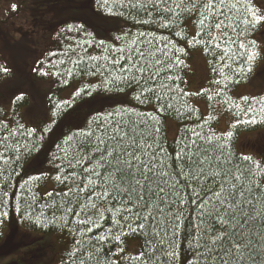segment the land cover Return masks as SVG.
<instances>
[{
    "label": "snow or ice",
    "instance_id": "snow-or-ice-1",
    "mask_svg": "<svg viewBox=\"0 0 264 264\" xmlns=\"http://www.w3.org/2000/svg\"><path fill=\"white\" fill-rule=\"evenodd\" d=\"M11 7L15 10L17 5ZM132 7L150 17L138 23L167 30L187 40L188 47L201 46L212 55L211 70L219 78L212 81L218 87L207 95L208 101L226 95L228 85L239 82L233 76L246 77L253 71L259 53L256 41L248 37L264 28V9L253 0H138ZM190 19L197 21L198 30L188 39L185 21ZM105 51L104 63L88 68L91 75L102 77L99 86L107 91L132 88L133 99L152 104L153 111L121 108L97 117L86 131L68 137L69 148H61L63 156L54 158L64 173L56 176L62 189L46 193L51 203L43 207L54 218L62 212L80 226L68 253L73 264H120L125 252L120 245L128 234L141 236L143 243L137 253L123 257L124 264H264V162L235 155L230 148L234 132L218 136L211 130V116L185 128L173 151L162 143L159 114L174 109L181 114L175 100L209 92L202 88L191 93L176 83L187 67L182 58L185 47L168 36L140 32L131 43ZM239 60L242 66L234 68ZM10 72L0 66V73ZM68 75H73L71 70ZM240 99L248 105L242 110L248 116L253 105L248 97ZM256 103L264 104V97ZM182 107L189 116L197 111L187 100ZM257 123L264 120L252 115L237 118L231 128ZM204 124H209L207 133ZM34 131L19 122L13 129L0 120V146L7 152L11 146L5 141ZM21 187L29 190L27 184ZM32 199L36 201L35 193Z\"/></svg>",
    "mask_w": 264,
    "mask_h": 264
},
{
    "label": "trees",
    "instance_id": "trees-1",
    "mask_svg": "<svg viewBox=\"0 0 264 264\" xmlns=\"http://www.w3.org/2000/svg\"><path fill=\"white\" fill-rule=\"evenodd\" d=\"M63 1L66 2L65 8L72 6L69 12H66L65 8L61 10V7H58L61 0H18L19 10L17 12H25L24 18L34 15L37 20L32 19L33 22L42 20L41 27L33 26V34L47 32V41L41 51L36 53L33 48L24 46L18 53L20 54L19 59L23 56L34 57L31 63L33 67L27 79L17 74L16 68L13 70L10 67L15 64L12 62L11 64L0 53V66H7L11 70L7 75L0 73V120L13 129L17 122L27 129H35L31 136L26 133L21 136L17 133L15 137L5 141L4 143L11 146L7 152L3 146H0V250L12 248L11 251L3 254L2 259L12 254L15 256L20 252L14 253L20 248L19 246L31 247L32 251L39 250L41 246L47 244L43 242L36 245L35 243L40 241V238L56 235L60 236V242L65 247L60 254L58 253L57 259L54 258L55 263L73 264L74 258H70L68 253L72 250L74 243V231L80 226L72 222V217L64 216L62 212H57L54 218L52 211L43 207L44 203H51V198L46 193H56L62 189L56 176L64 173L57 167L61 163L60 160L54 158L63 156L61 148H69V145L65 143L68 137L86 131L90 122L96 120L97 117H103L121 108H135L141 112L153 111L152 104H140L133 99L135 92L132 88H126L124 91H107L99 86L102 77L93 76L88 72L90 66L104 63L103 57L108 55L105 49L115 50L123 47L125 42L131 43V40L135 39L140 32H154L158 37L168 36L177 42L178 46L185 47L186 54L182 58L187 67L179 72L181 80L176 82L185 91L197 93L190 91V80L192 79L193 83L195 80L202 81L198 79V76L201 78L200 74L196 76L194 63L197 59L202 66L203 63L195 55H202L206 65L202 75L203 80L206 75L203 89H208L209 92L206 95H194L175 100V108L180 109L181 114H177L175 109L159 114L162 143L166 144L169 151L175 149L174 142L178 136H183L185 128L194 127L198 123L202 124L211 116L212 119L209 121L211 130L218 136L227 131L234 132L230 148L235 155L250 156L256 161L264 162V123L240 124L231 128L237 118L248 119L255 115L258 121L264 120V111H261L264 104L256 103L264 97V91L254 97L235 95L239 87L249 83L253 85L256 83L261 87L264 84V71L260 70L264 65L262 64L264 28H258L248 37L256 41V50L259 53L253 71L246 77L233 76V80L239 82L230 83L226 95L210 102L207 95L212 94V91L218 87L212 81L219 78L211 70L212 65L209 61L213 59L212 55H206L201 46L188 47L187 40L175 37L167 30L138 23L139 20L150 19L144 10L132 7L133 4L138 3V0H123V4L109 0L107 5L104 4V0ZM45 3L49 4L47 11L41 8ZM253 3L259 8L254 1ZM24 18L20 23L24 22ZM185 24V32L189 34L188 39H191L198 30L197 21L190 19L186 20ZM26 43L31 45V43ZM90 56H96L99 59L93 61L89 59ZM80 57H83L81 63L75 64L74 61ZM241 66L242 60L233 65L237 69ZM243 66L246 67V65ZM69 70L73 75H68ZM41 73H47V75ZM17 79L22 82L18 80L19 84L14 85ZM78 91L81 93L79 96L76 95ZM19 96L23 97L22 100L16 99ZM241 97H248L253 105L254 111L248 113V116L243 114L242 110L248 105L240 99ZM184 100H187L188 104L197 110L196 113L191 116L184 113L182 107ZM217 100L220 102L218 103ZM195 102L203 103L206 106V113L199 110ZM236 103L240 104V108L235 107ZM57 105L60 107L57 108ZM167 120L177 124V132L173 140H168L166 136L165 122ZM209 124L203 125L205 133L209 130ZM170 127L172 126L168 125V128ZM168 128V135L173 137L176 128L174 127L175 131L172 134ZM197 131H200V128H197ZM244 135L252 137V140L242 143L241 139ZM25 184L29 188L28 191H24L21 187ZM5 192L8 193L7 196L4 195ZM33 193L36 194L35 202L32 199ZM56 199L59 200L60 197L57 196ZM5 212L6 217L3 216ZM65 221H69L67 226L64 224ZM75 238L80 239L79 234H76ZM19 241L21 245L17 244ZM51 243H53L51 248H53L54 255L55 240ZM142 243L143 238L139 235L124 236L120 246L125 249V252L121 254L120 264H124V256L137 253ZM17 246L18 248L15 249ZM106 247H111V245ZM116 250L112 247L113 252ZM181 258H184L183 249H181Z\"/></svg>",
    "mask_w": 264,
    "mask_h": 264
},
{
    "label": "rangeland",
    "instance_id": "rangeland-1",
    "mask_svg": "<svg viewBox=\"0 0 264 264\" xmlns=\"http://www.w3.org/2000/svg\"><path fill=\"white\" fill-rule=\"evenodd\" d=\"M253 1L257 4V6L260 9H264V0H253ZM61 2L58 3V7L60 6L62 10L63 8L66 7L65 6L66 2L63 0H61ZM13 4L17 5L15 10H13L11 7ZM41 8L47 11L49 9V4L45 3ZM71 8H72L71 5L65 8L66 12H69ZM18 10H19L18 0H0V53L4 55L5 59H8L10 63L12 62L13 64H15V65H11L10 67H12L13 70H15L16 68L17 74L21 75L23 79L25 78L27 79L28 73L30 74V70L33 67L31 66V63L34 57L28 58V56L27 57L23 56L24 58L22 57L19 59L20 54L18 53L20 49H23L24 46H29L30 49L33 48L34 50H36V53L38 51H41L45 46V42L47 41V37H46L47 32H41L40 34H33V30H32L33 26L38 25V27H41L42 20L40 19L37 22H33L32 19L37 20L36 16L31 15L29 18L26 16L24 18L23 15L25 12L24 13L17 12ZM22 18H24V22L20 23ZM26 42H28L29 44L31 43V45H28ZM195 56H197L202 61L204 68L197 59L194 63V70L196 76H198L199 74L201 75L200 76L201 78H199L198 76V79H202V81L195 80L193 83L192 79L190 80L191 81L190 91L192 92H198L199 90L204 88L203 86H205L206 83V75L204 80L202 77V75L204 74L203 70L205 71L206 69L205 61L202 55L196 54ZM36 61L37 59L35 60V62ZM262 64H264V56L262 59ZM260 70L264 71V65L260 68ZM18 80L21 81L20 79H17L13 84L14 85L19 84ZM254 84L255 85L249 83L248 85L239 87L236 90L235 95L238 96L247 95L254 97L261 94L264 91V84L262 85V87L256 83ZM195 105L203 113H206V106L203 103L195 102ZM168 125L172 127L168 128ZM174 127L176 128V131ZM167 128L169 129L170 134H172L175 131L173 137H170L168 135ZM165 129H166L167 139L173 140L177 132V124L174 121L167 120L165 122ZM247 136L248 135H244V137H242L241 139L242 143H246L252 140L251 139L252 137L249 138ZM40 239H41L40 241H37L39 239L36 240L37 241L35 243L36 245L41 244L43 242H46L47 244L41 246L39 250L32 251L31 247L23 248L19 246L20 248H18L17 246L15 249L17 248L18 249L15 250L14 253L18 251L20 252H18L15 256H13V254L6 256L4 259H2L3 254L11 251L12 248L0 250V264H10L12 262L16 264H57L55 263L54 258L57 259L56 256L58 257V255L63 251L65 247V245L60 242V236L47 235ZM53 240H55V246H56L54 250L55 257L52 253L53 248H51L52 247L51 245H53V243L51 242H53ZM17 244L21 245V242L19 241V243L17 242Z\"/></svg>",
    "mask_w": 264,
    "mask_h": 264
}]
</instances>
